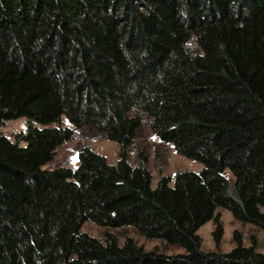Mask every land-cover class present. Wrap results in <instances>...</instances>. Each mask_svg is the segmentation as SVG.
<instances>
[{
  "label": "trees",
  "instance_id": "1",
  "mask_svg": "<svg viewBox=\"0 0 264 264\" xmlns=\"http://www.w3.org/2000/svg\"><path fill=\"white\" fill-rule=\"evenodd\" d=\"M145 119L201 170L153 185L129 155ZM78 130L116 141L118 161L84 144L76 168L47 166ZM219 208L264 229V0H0V264H264L255 235L201 248L210 220L221 243Z\"/></svg>",
  "mask_w": 264,
  "mask_h": 264
},
{
  "label": "rangeland",
  "instance_id": "2",
  "mask_svg": "<svg viewBox=\"0 0 264 264\" xmlns=\"http://www.w3.org/2000/svg\"><path fill=\"white\" fill-rule=\"evenodd\" d=\"M193 47H196L195 44ZM64 123L65 125H70L66 118H64ZM27 126V118L20 117L15 120L7 121L1 129L10 139L14 140L17 133L25 131ZM84 144L89 145L95 151L105 155L110 163H116L119 159V146L116 141L102 139L93 135L88 130H78L74 139L65 142L57 149L55 159L47 164V166L67 165L76 168L79 164L78 150ZM139 150H143L144 154L148 156V161L144 164L153 173V185H156L161 174L174 175L181 170L199 171L203 167L201 162L179 154L171 144L157 139L150 130L146 119L141 129L140 136L129 150L130 162L132 165H137L139 163ZM226 174L231 179L233 178L230 170H227ZM217 211L220 212V221L224 228L221 243L217 246L214 240L213 231L216 224L214 220H210L197 231L202 240L201 248L203 250L230 251L235 246V231H238L242 235L245 245L251 244V236L255 235L257 239V249L261 251L264 250V229L252 223L242 222L236 219L228 209L219 208ZM82 231L103 241L107 236V232H110L114 234L120 244H123L128 238H131L145 250H155L169 254L185 252V249L178 245H173L163 240L148 239L137 233L131 226L106 228L97 225L93 221H88L83 225Z\"/></svg>",
  "mask_w": 264,
  "mask_h": 264
}]
</instances>
